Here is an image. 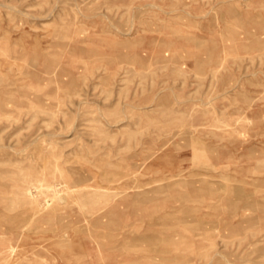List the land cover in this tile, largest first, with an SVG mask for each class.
Listing matches in <instances>:
<instances>
[{"label": "rangeland", "instance_id": "rangeland-1", "mask_svg": "<svg viewBox=\"0 0 264 264\" xmlns=\"http://www.w3.org/2000/svg\"><path fill=\"white\" fill-rule=\"evenodd\" d=\"M0 264H264V0H0Z\"/></svg>", "mask_w": 264, "mask_h": 264}]
</instances>
